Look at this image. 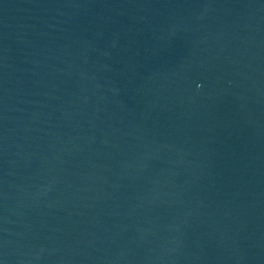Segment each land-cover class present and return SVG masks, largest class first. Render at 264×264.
Here are the masks:
<instances>
[{
    "label": "water",
    "instance_id": "95a60500",
    "mask_svg": "<svg viewBox=\"0 0 264 264\" xmlns=\"http://www.w3.org/2000/svg\"><path fill=\"white\" fill-rule=\"evenodd\" d=\"M0 264H264V0H0Z\"/></svg>",
    "mask_w": 264,
    "mask_h": 264
}]
</instances>
